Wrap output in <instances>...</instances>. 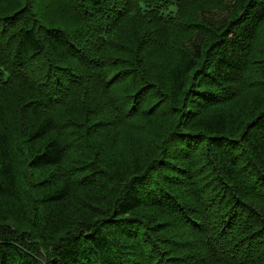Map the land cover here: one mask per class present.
I'll use <instances>...</instances> for the list:
<instances>
[{"label": "trees", "instance_id": "obj_1", "mask_svg": "<svg viewBox=\"0 0 264 264\" xmlns=\"http://www.w3.org/2000/svg\"><path fill=\"white\" fill-rule=\"evenodd\" d=\"M0 264H264V0H0Z\"/></svg>", "mask_w": 264, "mask_h": 264}]
</instances>
